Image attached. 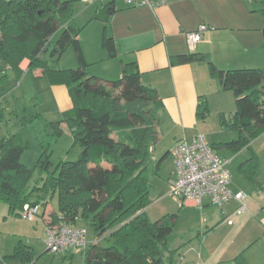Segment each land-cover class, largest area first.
Returning a JSON list of instances; mask_svg holds the SVG:
<instances>
[{
  "label": "trees",
  "instance_id": "trees-1",
  "mask_svg": "<svg viewBox=\"0 0 264 264\" xmlns=\"http://www.w3.org/2000/svg\"><path fill=\"white\" fill-rule=\"evenodd\" d=\"M257 1L264 12V0ZM114 6V2L106 6L108 18L116 12ZM72 19L71 2L0 0V86L7 83L9 71L20 80L24 74L21 64L28 60V71L39 69L42 76L37 78H47L54 86H66L73 102L72 109L50 125L57 139L63 134L62 123H67L73 146H79L82 152L76 161H60L56 171L37 188L51 197L59 194V214L51 213L46 226H76L77 220L83 219L98 238L112 240L108 247L92 245L85 253V264H174L177 250L171 249L169 241L176 215L151 221L147 214L152 172L157 175L169 156L167 153L156 164L152 162L162 103L156 90L142 83L136 63L125 65L121 79L114 82L89 76V64L79 40L82 29L74 26ZM59 28L63 31L52 57L61 59L73 46L78 69H60L41 56ZM103 48L110 57L116 56L112 37L105 35ZM197 61L206 59L201 54L180 55L172 58L171 65ZM207 63L211 76L236 98V113L223 123L240 136L220 146L234 154L244 148L251 150V158L239 170L253 182L259 159L251 144L264 133V69L222 71L212 62ZM40 122L41 116H35L31 128L42 148L37 166L47 172L52 166V143L42 134ZM220 146L212 148L217 151ZM28 147L29 141L21 134H8L0 140V201L8 205L12 215L21 216L17 212L28 203H41L40 199L31 202L27 190L32 170L22 163V157ZM163 251L169 255L167 262ZM12 258L19 259L20 264H33L35 254L20 245ZM236 262L247 264L242 256Z\"/></svg>",
  "mask_w": 264,
  "mask_h": 264
},
{
  "label": "crops",
  "instance_id": "crops-1",
  "mask_svg": "<svg viewBox=\"0 0 264 264\" xmlns=\"http://www.w3.org/2000/svg\"><path fill=\"white\" fill-rule=\"evenodd\" d=\"M112 2L115 3L116 12L108 18L106 6ZM94 3L97 5L91 21L99 23L97 29L98 32L100 30L102 46L97 50L96 46L87 47L82 40L85 58L90 64L103 65L105 74L96 75L104 80L112 78L106 75L109 72L118 74L121 79L123 67L136 63L142 83L156 90L162 108L160 118L158 115V129L156 128L159 144L154 147L152 155L160 149L162 152L166 150L170 156L182 141L192 142L197 136L203 135L201 120H205L208 113L216 111L223 121L225 113H236L235 96L211 76L207 62H212L222 71L264 69V12L257 0H165V3L154 8L128 6L117 0ZM89 25L90 23L87 26ZM201 25H207L209 31L196 48L191 50L186 34L198 30ZM105 35L115 41L117 54L114 59H109L104 54ZM188 54H201L206 61L171 65L172 58ZM109 60L111 61L108 62ZM29 63L28 60L22 62L21 69L24 72L28 71ZM50 85L62 116L73 107L69 89L63 85ZM166 139L170 141L164 145ZM221 144L224 143L210 145L218 147ZM251 148L259 159L253 183L262 199L254 207L248 201V209L240 216L235 214L241 207L240 202L226 204L220 208L218 219H215H221L217 225L205 232L197 231L192 236L193 239H200L202 235L203 243H206L217 232L220 235L222 223H228L231 217H238V229H228L225 235L227 239L220 241L221 245L229 241L231 246L226 249L231 248L235 256L228 261L222 260V257L216 258L217 263L214 264H237L236 258L239 256L247 264H264V133L252 142ZM218 150L228 149L220 146ZM245 150L250 151L248 161L251 150L244 148L240 152ZM175 178L174 173L173 180ZM173 180L168 177L166 181L158 182V193L162 199L158 203L166 202L170 197V183ZM230 188L234 192H240L231 187V184ZM175 200L172 199L182 209H201L203 212L210 211L213 205L210 197L203 198L200 205L190 200ZM180 248H171L173 251L177 250L174 257L180 256L178 264H191L186 259L189 252L183 254ZM222 252L221 255L224 254ZM210 262L212 261L207 259L204 264Z\"/></svg>",
  "mask_w": 264,
  "mask_h": 264
},
{
  "label": "rangeland",
  "instance_id": "rangeland-1",
  "mask_svg": "<svg viewBox=\"0 0 264 264\" xmlns=\"http://www.w3.org/2000/svg\"><path fill=\"white\" fill-rule=\"evenodd\" d=\"M62 1L71 2L72 4V24L82 29L80 34L81 37H79L82 47L83 40L87 47L96 46L97 50H100L99 48L102 46L99 35L100 30L98 32L97 29L99 23L93 20L91 21L97 3L86 4L80 0ZM117 1L120 4L123 2V0ZM89 23L90 25L87 26ZM62 31L63 28H59L56 33L50 37L46 50L41 52V56L43 59L48 60L51 65L60 69H78L79 62L73 46L67 48L61 59L57 60L52 57V51L56 47ZM104 54H106L109 59H114L110 57L109 52L106 49H104ZM110 61L111 60L108 62ZM108 62H106V64ZM88 64L87 73L89 76L101 78L97 76V73L105 74V69H102L103 65L98 63ZM106 75L112 77L110 80L106 81L114 82L119 79L118 74L116 75L113 72H109ZM41 76V70L39 69L35 71H26L19 80L13 71H9L7 83L3 87L0 86V140L8 134H21L29 141V147L25 150L22 157V163L32 170V176L27 183V190L28 193L31 194V202L40 199V204L42 206L41 214L43 215L36 218L34 221H28L20 215L10 214L8 205L5 202L0 201V264H20L19 259L12 258L16 248L20 245L26 248L29 247L34 251L35 259L33 264H85V253L92 245L100 244L102 247H108L112 240L107 237L98 238L94 228L87 224L83 219L77 220L76 227L86 231L88 241L86 249L79 252L72 251L70 255H74L73 259L68 256L69 254L58 253L52 256L46 253V219L53 212L59 214V194L56 192L54 196L51 197V194H46L37 188H40L47 180L48 176L56 171L57 165L60 161L72 162L78 160L82 149L79 146H73L74 139L72 131L67 123H62L63 134L57 139H54V130L50 123L61 120L62 116L59 113V107L53 95L49 80L47 78H37ZM233 113H235V108ZM37 115L41 116L42 123H40L43 126L42 134L52 143V166L47 172L41 171L37 166V162L42 153V148L38 141V137L31 128V120ZM158 115L160 118V110ZM232 115L234 114L225 113V120L230 121ZM201 127L202 134L208 144L211 145L237 140L240 136L239 132L230 130L223 124L221 115L216 113V111H213L210 114L208 113L206 119L201 120ZM114 135L116 136V133H114ZM169 141L170 139H166L164 145ZM158 144L159 143L157 142L155 148ZM161 152L162 150L158 149V151L153 154L152 162L154 164H156L157 161L167 153L166 150L162 153ZM172 152L169 158L163 163L158 174L156 175L152 172L151 178L154 186L152 192H150L148 200V217L151 221H158L168 215L177 216L174 223V232L170 236L169 245L173 249L183 247L180 248L183 251V254L188 251L189 255H187L186 259L191 262V264H204L207 259L212 261L209 264H214L216 261L215 259L219 257H222V260H230L235 256L234 252H231V248L226 249V247H229L230 242H225L224 246L220 244V241L227 239L225 238V235L228 229H238L239 223L236 219L238 218L236 217L237 215L231 217L233 223L230 227L228 223H222L220 225V235H218L217 232V235H212L210 241L203 243L204 237L202 235L200 239H193L192 236L197 231L205 232L214 225H217L221 220H215L218 219L221 212L219 207L212 205L210 207L211 210L205 212L201 209H190L185 207L182 209L175 202L176 198L172 196L168 197L166 202H162L161 204L158 203L162 200L158 193V182L160 180H162V182L163 180L166 181L168 177H172V180L174 178L175 164ZM217 152L220 157L229 162L227 168L233 175L231 187L239 190L243 194L247 209L248 201L251 207L257 206L258 201L262 199V195L259 197L255 183L246 180L238 169L239 166L249 158L250 151L245 150L236 155L230 150H218ZM93 166L95 165H91V167ZM172 199L175 201L173 202ZM46 202L47 204H45ZM17 213L21 214V210ZM47 221H49V218ZM220 252L224 254L221 255ZM65 256H67V258L63 261ZM162 256L167 262L168 253L163 251ZM179 261L180 256H175L174 264H178Z\"/></svg>",
  "mask_w": 264,
  "mask_h": 264
},
{
  "label": "built area",
  "instance_id": "built-area-1",
  "mask_svg": "<svg viewBox=\"0 0 264 264\" xmlns=\"http://www.w3.org/2000/svg\"><path fill=\"white\" fill-rule=\"evenodd\" d=\"M91 4L104 0H80ZM128 6H148L154 8L165 3V0H123ZM209 31L207 25H201L198 30L186 34V40L194 50ZM175 162L176 178L170 183V196L178 200L194 201L201 204L203 198L210 197L212 204L222 208L226 204L237 201L241 207L236 215H241L247 205L242 193L234 192L230 188L232 175L227 168L228 161L220 157L203 135H199L194 141L186 140L179 143L172 152ZM41 204H26L21 210V216L34 221L40 217ZM228 220V224H232ZM46 246L49 255L58 253L70 254L72 251H82L88 246L86 231L73 225L55 224L46 228Z\"/></svg>",
  "mask_w": 264,
  "mask_h": 264
}]
</instances>
